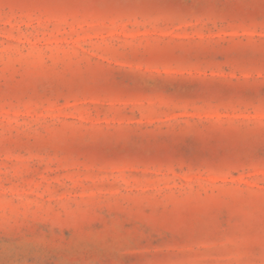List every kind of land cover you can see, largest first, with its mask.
<instances>
[{
    "label": "rangeland",
    "instance_id": "374dc122",
    "mask_svg": "<svg viewBox=\"0 0 264 264\" xmlns=\"http://www.w3.org/2000/svg\"><path fill=\"white\" fill-rule=\"evenodd\" d=\"M264 0H0V264H264Z\"/></svg>",
    "mask_w": 264,
    "mask_h": 264
},
{
    "label": "snow or ice",
    "instance_id": "6c2138e0",
    "mask_svg": "<svg viewBox=\"0 0 264 264\" xmlns=\"http://www.w3.org/2000/svg\"><path fill=\"white\" fill-rule=\"evenodd\" d=\"M262 103H264V101H262ZM262 163H264V161H262Z\"/></svg>",
    "mask_w": 264,
    "mask_h": 264
}]
</instances>
